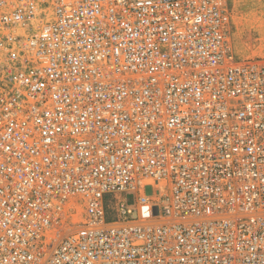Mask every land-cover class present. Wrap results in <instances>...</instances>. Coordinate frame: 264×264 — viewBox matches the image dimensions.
Segmentation results:
<instances>
[{
	"label": "built area",
	"instance_id": "obj_1",
	"mask_svg": "<svg viewBox=\"0 0 264 264\" xmlns=\"http://www.w3.org/2000/svg\"><path fill=\"white\" fill-rule=\"evenodd\" d=\"M235 1L0 0V264H264Z\"/></svg>",
	"mask_w": 264,
	"mask_h": 264
},
{
	"label": "rangeland",
	"instance_id": "obj_2",
	"mask_svg": "<svg viewBox=\"0 0 264 264\" xmlns=\"http://www.w3.org/2000/svg\"><path fill=\"white\" fill-rule=\"evenodd\" d=\"M234 50L246 57L264 55V0H236L231 31ZM148 195L153 194L147 188Z\"/></svg>",
	"mask_w": 264,
	"mask_h": 264
}]
</instances>
